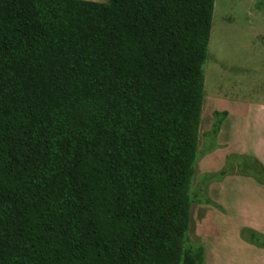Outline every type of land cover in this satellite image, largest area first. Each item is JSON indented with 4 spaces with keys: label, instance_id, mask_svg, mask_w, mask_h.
Returning a JSON list of instances; mask_svg holds the SVG:
<instances>
[{
    "label": "trees",
    "instance_id": "16d2710c",
    "mask_svg": "<svg viewBox=\"0 0 264 264\" xmlns=\"http://www.w3.org/2000/svg\"><path fill=\"white\" fill-rule=\"evenodd\" d=\"M214 3L0 0V264H204L184 244Z\"/></svg>",
    "mask_w": 264,
    "mask_h": 264
},
{
    "label": "rangeland",
    "instance_id": "374dc122",
    "mask_svg": "<svg viewBox=\"0 0 264 264\" xmlns=\"http://www.w3.org/2000/svg\"><path fill=\"white\" fill-rule=\"evenodd\" d=\"M203 68L184 249L203 246L204 264H264V247L242 236L264 235V0H215Z\"/></svg>",
    "mask_w": 264,
    "mask_h": 264
}]
</instances>
